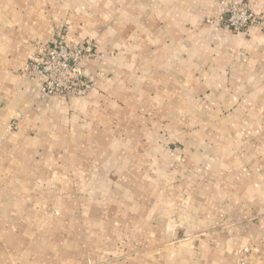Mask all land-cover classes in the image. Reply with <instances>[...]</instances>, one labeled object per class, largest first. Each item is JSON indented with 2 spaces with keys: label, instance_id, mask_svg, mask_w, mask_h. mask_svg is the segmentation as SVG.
<instances>
[{
  "label": "crops",
  "instance_id": "0c3cea01",
  "mask_svg": "<svg viewBox=\"0 0 264 264\" xmlns=\"http://www.w3.org/2000/svg\"><path fill=\"white\" fill-rule=\"evenodd\" d=\"M239 1L0 0V264H258L264 25L216 22ZM65 32L90 88L42 95L26 65Z\"/></svg>",
  "mask_w": 264,
  "mask_h": 264
},
{
  "label": "built area",
  "instance_id": "2783aa9c",
  "mask_svg": "<svg viewBox=\"0 0 264 264\" xmlns=\"http://www.w3.org/2000/svg\"><path fill=\"white\" fill-rule=\"evenodd\" d=\"M211 22L206 20V23ZM216 22L233 32L264 25L263 17L253 13L245 0L228 4ZM90 56H93V52L89 43L84 46L76 45L68 41L65 34H59L49 46L37 47L25 70L30 80L40 83L42 95L82 96L90 88V84L84 78L81 64ZM253 252L258 251L244 248V256L239 258V262L247 264V256ZM258 264H264V256L258 259Z\"/></svg>",
  "mask_w": 264,
  "mask_h": 264
},
{
  "label": "rangeland",
  "instance_id": "374dc122",
  "mask_svg": "<svg viewBox=\"0 0 264 264\" xmlns=\"http://www.w3.org/2000/svg\"><path fill=\"white\" fill-rule=\"evenodd\" d=\"M246 1V0H245ZM247 2V1H246ZM248 4V3H247ZM258 15V14H257ZM264 19V16L261 15ZM65 36H66V32L64 33ZM67 40L72 42L73 44H76L73 42V40H70L67 36H66ZM77 45V44H76ZM92 52H93V55L94 54V48L92 47ZM244 248H248V247H243L241 249H238L234 252V256L236 257L237 259V264H241L239 262V258L243 257L244 256V253H243V249ZM249 249V248H248ZM249 250H252V249H249ZM254 253V252H253ZM133 253H131V251H129L127 249V247L122 243L120 242L114 249V252H113V255L111 256V260L109 261L110 263H115L117 261H119L120 259H124V258H129Z\"/></svg>",
  "mask_w": 264,
  "mask_h": 264
}]
</instances>
